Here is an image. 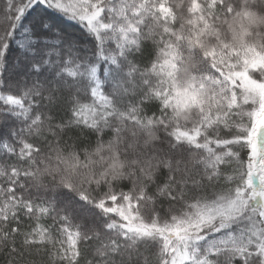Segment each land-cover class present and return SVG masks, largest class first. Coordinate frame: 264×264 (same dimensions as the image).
Wrapping results in <instances>:
<instances>
[{
  "label": "snow or ice",
  "instance_id": "snow-or-ice-1",
  "mask_svg": "<svg viewBox=\"0 0 264 264\" xmlns=\"http://www.w3.org/2000/svg\"><path fill=\"white\" fill-rule=\"evenodd\" d=\"M0 264H264V0H0Z\"/></svg>",
  "mask_w": 264,
  "mask_h": 264
}]
</instances>
